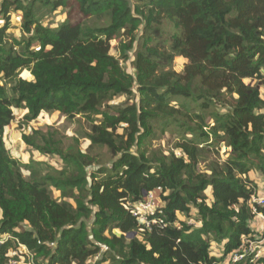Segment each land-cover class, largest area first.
Here are the masks:
<instances>
[{"label": "trees", "instance_id": "trees-1", "mask_svg": "<svg viewBox=\"0 0 264 264\" xmlns=\"http://www.w3.org/2000/svg\"><path fill=\"white\" fill-rule=\"evenodd\" d=\"M37 2L74 5L82 19L45 26ZM9 8L21 12V39L7 37ZM0 9V235L11 236L0 264L24 256L19 244L33 264H221L255 235L249 222L264 206L254 211L248 174L264 173V0H1ZM165 19L176 28L168 49L151 43ZM123 29L134 74L110 53ZM174 56L186 60L182 72L168 68ZM135 91L131 103L110 104ZM13 108L25 123L53 111L91 118L87 148L105 147L110 164L94 166L87 150L65 151L41 129L22 141L63 166L23 164L4 140ZM157 124L174 126L179 155L141 148ZM221 146L225 158L200 170ZM158 187L163 224L146 228L128 207ZM212 241L223 245L219 257Z\"/></svg>", "mask_w": 264, "mask_h": 264}, {"label": "rangeland", "instance_id": "rangeland-1", "mask_svg": "<svg viewBox=\"0 0 264 264\" xmlns=\"http://www.w3.org/2000/svg\"><path fill=\"white\" fill-rule=\"evenodd\" d=\"M1 1V0H0ZM135 4V0H132ZM1 10V9H0ZM35 14L39 18V21L48 27H57L65 19H69L71 22H77L82 19L81 14L76 9V6L70 5L67 7H58L56 10H50V6H45L41 3L35 4ZM5 16L8 17V28L7 37L9 39L17 38L21 39L24 34L21 30L22 15L20 11H16L13 8H9ZM3 15H0V25L5 22ZM176 28L173 23L169 20H163L161 24V35L152 41V44H156L162 48L168 49L170 42V35L175 32ZM140 33V32H139ZM129 36L124 34V29L121 30L114 38L111 39V49L110 53L119 58L122 68L127 72L134 74L135 68L132 64L134 58L135 49H127L129 44ZM136 45V44H135ZM38 43H32V48L37 49ZM127 51L128 56L126 59L123 58V52ZM186 60L180 56H174L171 64L168 68L176 71L182 72ZM167 68V69H168ZM22 75L29 76L27 71H24ZM25 76V77H26ZM27 78V77H26ZM32 79V78H27ZM261 96L264 98V88L260 89ZM138 93L128 95H118L110 102V104H121V103H131L136 100ZM220 111H225V107L217 106ZM14 120L5 128L4 140L10 154L17 158L23 164L33 161L34 165L41 167L42 164L52 166L54 168L60 169L63 166V161L57 155H44L38 151L27 146L21 139L22 133H31L32 129H41L43 131H49L55 136V139L59 140L64 150L70 149L74 146L76 149L81 148L82 150H87L88 153L95 159L94 166L96 165H109L111 161L110 152L102 146H93L88 150V145L90 141L87 138L89 132L91 118H88L82 114H77L73 118H68L58 111L53 112H42L40 115L28 122L23 121V115L25 113L24 109L13 108ZM93 118V117H92ZM97 116L96 119H98ZM95 119V118H94ZM161 124H157L154 127L153 133L147 138L145 143L141 145V148H147V150H159L168 154L171 150L178 152L177 148H174V144L177 140L176 134L174 133V126L169 125L168 129L164 128ZM70 146V147H69ZM226 149L224 146L219 148L218 153L209 152L205 153L203 159L199 163L198 167L200 170H204L205 166L210 160L217 158L222 161L225 158ZM41 171H44L43 169ZM23 175L27 177L29 172L24 170ZM249 179L253 184L256 185V195H264V173L260 171H250L248 174ZM51 188V187H50ZM53 195L58 198L59 192L51 188ZM207 202L212 201V197L209 190L206 192ZM155 195L160 201V191L155 190ZM159 204V202H158ZM193 217H195V212H193ZM1 216V215H0ZM179 218L184 220L185 216L178 214ZM190 223H194L193 219L189 220ZM212 252L215 256H220L222 254L223 245L221 243L211 242ZM228 255V254H227ZM24 258H26L24 254ZM226 259V258H225ZM224 259V260H225ZM224 263V262H223ZM104 264H110L109 261Z\"/></svg>", "mask_w": 264, "mask_h": 264}, {"label": "built area", "instance_id": "built-area-1", "mask_svg": "<svg viewBox=\"0 0 264 264\" xmlns=\"http://www.w3.org/2000/svg\"><path fill=\"white\" fill-rule=\"evenodd\" d=\"M179 155L180 152H177ZM157 190H160L158 187ZM159 199L155 195V190H151L145 194V196L130 204L128 207L132 215L137 219V221L146 228H150L152 224H163L161 219L155 217V213L158 210ZM251 205L256 210V206H264V195H253L251 198ZM261 220L255 235L253 237H244L242 239V244L239 248L231 251L226 256V259L221 262V264H263L264 259V215L261 212H256L255 216L250 220L249 225L255 220ZM10 235H0V246L5 243ZM19 248H23L25 253L28 255L26 258H9L7 264H33V256L26 249L25 246L19 244Z\"/></svg>", "mask_w": 264, "mask_h": 264}, {"label": "crops", "instance_id": "crops-1", "mask_svg": "<svg viewBox=\"0 0 264 264\" xmlns=\"http://www.w3.org/2000/svg\"><path fill=\"white\" fill-rule=\"evenodd\" d=\"M259 222H261V220H257V219H255V220L251 223V229L254 230L255 232H256L257 229H258ZM20 250L22 251L23 254H25L26 256H28V255L25 253V250H24L23 248H20ZM20 258H23V256H21ZM18 259H19V258H18Z\"/></svg>", "mask_w": 264, "mask_h": 264}, {"label": "water", "instance_id": "water-1", "mask_svg": "<svg viewBox=\"0 0 264 264\" xmlns=\"http://www.w3.org/2000/svg\"><path fill=\"white\" fill-rule=\"evenodd\" d=\"M145 194H146V193H144V196H145ZM113 233L116 234L117 236H119V235L121 234V233H120L118 230H116V229L113 230ZM125 236H126V238L130 239V238H132L133 236H135V232L127 233Z\"/></svg>", "mask_w": 264, "mask_h": 264}]
</instances>
